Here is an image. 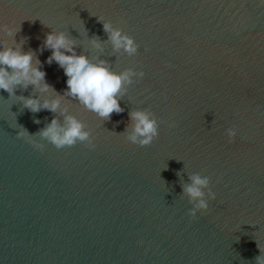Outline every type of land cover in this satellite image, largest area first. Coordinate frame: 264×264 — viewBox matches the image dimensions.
Returning a JSON list of instances; mask_svg holds the SVG:
<instances>
[{"label":"water","instance_id":"water-1","mask_svg":"<svg viewBox=\"0 0 264 264\" xmlns=\"http://www.w3.org/2000/svg\"><path fill=\"white\" fill-rule=\"evenodd\" d=\"M100 20L131 36L137 52L115 49ZM3 25L20 30H0V47L31 50L51 87L17 86L15 97L0 90V264H256L264 256V0H0ZM50 31L111 71L144 73L125 84L123 112L102 119L64 95V70L41 51ZM57 95L56 112H31L18 99ZM138 110L159 125L150 146L128 139ZM66 116L84 123L94 147L57 149L39 135L54 117L66 126ZM21 127L44 148L17 137ZM196 174L209 177V206L193 218L198 201L184 187Z\"/></svg>","mask_w":264,"mask_h":264},{"label":"clouds","instance_id":"clouds-1","mask_svg":"<svg viewBox=\"0 0 264 264\" xmlns=\"http://www.w3.org/2000/svg\"><path fill=\"white\" fill-rule=\"evenodd\" d=\"M102 21V20H100ZM103 22V21H102ZM104 31L109 34L115 49L123 48L127 53L135 54L138 45L134 39L123 33L122 29L113 28L110 22H103ZM8 36H14L19 30L8 25L0 27ZM23 42V41H22ZM96 48L100 47L99 42L94 38L91 41ZM51 50L47 63L55 61L67 77V88L64 95L77 100L85 109L94 112L102 119H109L112 113H121L124 109L120 106L118 97L123 94L125 84L132 83V77L139 79L144 76L142 71L135 72L131 69L117 73L111 71L107 61L98 60L92 62L86 55H77L75 41L65 35L64 32L50 31L46 34L43 47ZM34 53L29 50L22 52L20 47H0V90L6 91L9 97H15L17 86L27 89L29 85L42 92H48L50 85L46 82V73L42 70L41 62L37 59L33 63ZM23 106L31 112H39L46 109L56 112L60 108L61 97L57 95L54 99H45L41 102L36 97H23ZM134 124V131L128 137L133 144L150 146L158 139V122L147 111H134L130 113ZM65 125H61L57 118H53L46 128L42 129L39 135L53 144L57 149L74 146L78 141L86 142L87 146L94 147L91 133L85 130L82 121L73 116L65 117ZM35 123H40L36 120ZM174 126V125H172ZM229 142L234 141L237 131L235 128L227 130ZM17 137H26L36 147L43 149L44 144L36 143L26 129L20 128L16 133ZM192 184L184 187L185 193L191 200L198 201L195 208L191 209L189 215L196 217L197 210L206 211L208 202L203 198V188L210 184L209 177H201L199 174L191 176ZM210 199H215V194L209 190ZM256 264H264V256L256 258Z\"/></svg>","mask_w":264,"mask_h":264}]
</instances>
